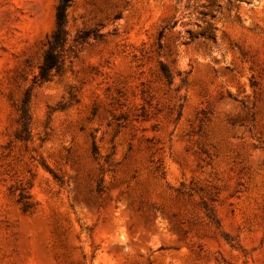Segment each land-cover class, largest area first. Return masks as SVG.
I'll return each instance as SVG.
<instances>
[{
    "label": "rangeland",
    "instance_id": "rangeland-1",
    "mask_svg": "<svg viewBox=\"0 0 264 264\" xmlns=\"http://www.w3.org/2000/svg\"><path fill=\"white\" fill-rule=\"evenodd\" d=\"M59 3L0 0V264H264V0H74L41 82Z\"/></svg>",
    "mask_w": 264,
    "mask_h": 264
},
{
    "label": "trees",
    "instance_id": "trees-1",
    "mask_svg": "<svg viewBox=\"0 0 264 264\" xmlns=\"http://www.w3.org/2000/svg\"><path fill=\"white\" fill-rule=\"evenodd\" d=\"M74 0H60L57 6V26L55 32L48 41V48L45 52L43 63L40 66L38 80L41 82L50 81L56 74L63 71L64 64L69 50L67 49V11ZM162 38V35H161ZM162 72L167 79H171L169 70L163 65Z\"/></svg>",
    "mask_w": 264,
    "mask_h": 264
}]
</instances>
